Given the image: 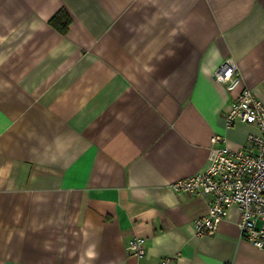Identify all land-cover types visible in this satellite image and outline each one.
<instances>
[{"label": "crops", "instance_id": "obj_1", "mask_svg": "<svg viewBox=\"0 0 264 264\" xmlns=\"http://www.w3.org/2000/svg\"><path fill=\"white\" fill-rule=\"evenodd\" d=\"M243 88L264 102V0H0V264H264L237 206L196 237L210 197L167 187L213 135L249 149Z\"/></svg>", "mask_w": 264, "mask_h": 264}, {"label": "built area", "instance_id": "obj_2", "mask_svg": "<svg viewBox=\"0 0 264 264\" xmlns=\"http://www.w3.org/2000/svg\"><path fill=\"white\" fill-rule=\"evenodd\" d=\"M239 75L232 58L221 62L214 70L217 80L228 82ZM226 125L244 123L255 127L246 140L249 149H230L221 135L210 139L207 164L204 169L168 184L172 192H188L209 196L206 213L193 221L196 237L213 234L229 210H240L238 228L244 239L264 251V102L243 88L225 112ZM142 238L129 240V253L142 256Z\"/></svg>", "mask_w": 264, "mask_h": 264}, {"label": "trees", "instance_id": "obj_3", "mask_svg": "<svg viewBox=\"0 0 264 264\" xmlns=\"http://www.w3.org/2000/svg\"><path fill=\"white\" fill-rule=\"evenodd\" d=\"M48 23L59 33L64 34L67 31L68 24L70 23V15L65 8H60L49 19Z\"/></svg>", "mask_w": 264, "mask_h": 264}]
</instances>
